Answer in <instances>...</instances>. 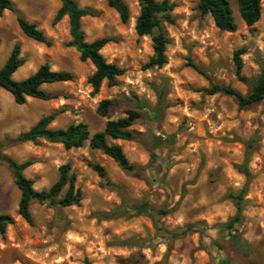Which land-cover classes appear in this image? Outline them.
<instances>
[{
    "label": "rangeland",
    "instance_id": "obj_1",
    "mask_svg": "<svg viewBox=\"0 0 264 264\" xmlns=\"http://www.w3.org/2000/svg\"><path fill=\"white\" fill-rule=\"evenodd\" d=\"M12 1L15 12L0 13V68L19 44L24 64L14 80L27 78L44 63L52 71L71 73L73 80L45 85L55 98H28L23 105L0 90L1 154L18 163L30 161L23 174L37 191L50 188L59 167L69 164L82 200L71 207L32 202L29 225L18 215L20 192L11 171L0 163V214L14 219L0 235V264H264V99L240 108L228 95L204 92L214 85L243 96L251 92L264 69V2L260 20L247 27L236 1L229 0L237 30L227 33L198 11V0H168L174 8L162 22L167 64L145 70L153 44L135 32L137 0H122L130 11L126 23L106 0H75L91 12L81 20L86 41L112 39L101 54L124 70L115 86L104 82L93 93L87 82L93 65L67 46L68 19L53 24L59 1ZM16 14L36 24L51 46L25 37ZM240 49L245 81L235 74L234 54ZM102 100L113 102L106 117L96 112ZM131 109L141 114L131 128L136 139L108 143L122 148L137 167L133 172L122 171L88 143L70 150L44 140L15 143L52 113L56 118L49 128L84 123L92 136ZM89 163L105 169L109 186L101 185ZM243 188L241 218L229 231L223 225L237 210L228 195ZM143 204L144 212L133 211ZM186 228L191 230L174 235Z\"/></svg>",
    "mask_w": 264,
    "mask_h": 264
},
{
    "label": "trees",
    "instance_id": "obj_2",
    "mask_svg": "<svg viewBox=\"0 0 264 264\" xmlns=\"http://www.w3.org/2000/svg\"><path fill=\"white\" fill-rule=\"evenodd\" d=\"M60 6L56 11L53 24L58 23L63 18L68 19L70 41L68 47L74 48L79 53L81 61H89L94 72L88 77L87 82L91 86L93 93H98L102 84L105 82L108 86L116 85L117 78L122 76L124 70L115 64L108 63L101 50L112 41L110 38H99L92 42H87L85 34L81 29V20L90 16L91 12L78 6L75 0H58ZM238 6L239 16L245 26L251 27L255 25L261 17V3L264 0H235ZM107 6L112 8L119 16L122 23H126L130 17L128 6L122 0H106ZM139 6V15L135 20V32L138 37H149L153 46V55L143 66V69H160L167 64L165 55L166 45L168 44L166 35L163 31L162 22L170 19L169 13L173 10L174 5L168 0H137ZM198 11L202 15H209L212 18L214 26L222 32L234 33L237 30L233 13L229 0H198ZM15 12L12 0H0V13L3 11ZM16 22L23 35L37 43L47 47L51 46L44 33L39 30L34 23L28 22L21 15L16 14ZM244 50L240 49L234 54L235 74L239 81H245L241 75L242 60L241 56ZM24 64V59L20 57V46L15 44L9 57L4 65L0 68V90L8 92L15 104L23 105L28 98L37 100H51L54 95L43 89L45 85L56 83H65L73 80V75L65 71H52L49 64H42L32 75L27 78L16 81L13 75ZM196 71L198 69L193 67ZM207 95H215L222 93L228 95L236 101L240 108L248 107L256 104L264 99V69L251 92L247 96H243L229 86L214 85L204 89ZM113 107L110 100H102L96 110L100 117H106L109 110ZM56 113L41 117L28 131L20 134L15 143H33L38 144L40 140H44L51 144H60L65 150L78 149L86 143L92 150L100 151L104 156L111 159L122 171L133 172L137 167L132 165L122 148L117 144L108 143V139L112 141H134L136 133L131 129L137 120L141 118V114L134 110H127L126 116L115 121H107L104 129L90 136L88 126L84 123L70 124L66 128L51 129L49 125L55 120ZM160 137H155V143ZM155 148V145L153 146ZM3 146L0 145V163L7 166L11 171L14 185L20 192V200L18 203V215L29 225H32V216L30 213V205L32 202L48 204L50 206L71 207L78 206L82 200V194L76 187V176L71 171L69 164L59 167V176L57 181L46 190L37 191L33 188V181L27 179L23 172L30 166V161L18 163L17 161L1 154ZM89 168L97 174L102 181V186H109L105 169L97 163H89ZM243 173L248 176L247 171ZM66 189L65 194L59 198L62 191ZM245 193L243 188L240 193H229V199L233 200L236 206V215L224 224L223 227L229 231L241 218L242 198ZM146 204L141 206L134 205V212L142 213L145 211ZM124 208L122 212H128ZM114 216V213L106 215V217ZM14 223L12 216L8 214H0V235L3 236L7 228ZM191 228L179 230L174 235L185 233ZM230 236L231 233H230ZM85 264H89L85 262Z\"/></svg>",
    "mask_w": 264,
    "mask_h": 264
}]
</instances>
